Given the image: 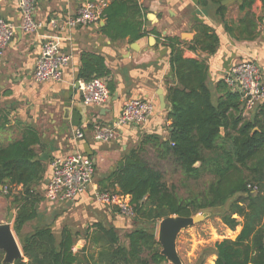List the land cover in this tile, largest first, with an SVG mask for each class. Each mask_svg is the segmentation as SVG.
I'll return each instance as SVG.
<instances>
[{
  "label": "trees",
  "instance_id": "16d2710c",
  "mask_svg": "<svg viewBox=\"0 0 264 264\" xmlns=\"http://www.w3.org/2000/svg\"><path fill=\"white\" fill-rule=\"evenodd\" d=\"M221 1L210 0L218 14L224 12ZM144 14L136 0H111L102 11L101 31L112 39L136 38L144 34L136 17ZM198 28L195 41L209 39L206 48L213 50L216 35L206 25ZM155 34L170 51L168 137L144 134L98 182L100 189L130 196L135 226L121 237L113 225L101 222L82 232L66 223L55 232L44 223L37 205L44 200L47 159L42 155L47 151L37 129L27 125L19 138H0V185L10 187L4 196L15 210L12 230L23 255L12 264H170L160 254L154 226L166 216L203 211L239 230L234 238L204 248L193 264H204L207 255H214V264H264V100L243 115L239 93L221 78L213 102L205 61L184 57L179 36ZM108 74L102 56L82 53L78 79L108 80ZM107 87L112 90L110 81ZM9 122L0 107V135L8 133ZM81 238L87 245L76 250ZM2 258L0 250V264H10Z\"/></svg>",
  "mask_w": 264,
  "mask_h": 264
},
{
  "label": "crops",
  "instance_id": "0c3cea01",
  "mask_svg": "<svg viewBox=\"0 0 264 264\" xmlns=\"http://www.w3.org/2000/svg\"><path fill=\"white\" fill-rule=\"evenodd\" d=\"M85 1L37 0L35 17L43 22L50 18L62 20L75 14ZM110 1L106 0L107 4ZM136 1L145 8L142 18L136 17L143 22L144 34L136 38L126 36L112 39L101 31V26L105 24L103 19L73 29L46 26L34 34H26L20 30V13L16 1L0 0V17L15 25V35L0 63V107L6 108L10 120L8 133L0 135V138H19L22 128L27 125L37 129L47 151L44 152L47 154V170L41 184L42 194L50 178V160L54 155L80 151L91 158L94 162L92 183L99 187L98 182L137 146L144 134L154 133L164 139L168 137L171 120L167 118L170 107L166 100V87L172 83L169 82L172 78L170 51L161 44V37L155 33L179 36L184 57L205 61L213 102L218 96L216 81L239 61L254 59L264 83V0H228L226 3L222 0L221 4L225 6L223 14L216 12V5L210 0L205 4L201 0ZM200 25L208 26L216 35L213 50L206 48L209 39L201 43L195 41ZM48 37H54L60 49L70 54L71 59L60 82L38 83L33 80L32 71L42 43ZM83 52L102 56L109 70L107 81L112 83L113 88L109 91L110 100L105 105H86L82 102L77 89V74ZM160 89L165 101L164 109L159 106ZM133 97L154 103L155 110L151 117L136 127H119L116 137L108 143L95 141V122L111 123L123 103ZM76 128L83 130V138H73L72 133ZM37 208L44 223L58 219L60 223L61 216L64 217L66 212L73 209L82 219V230L75 228L79 224L77 217H73V222H70L72 214H69L66 220L80 232L95 222L112 224L116 229L130 227L114 209L96 203L91 189L74 203L52 204L43 200ZM11 209L9 199L0 193V223L5 221ZM238 230L232 232L229 238H234ZM81 240V246L76 243L77 249L87 245L83 238Z\"/></svg>",
  "mask_w": 264,
  "mask_h": 264
},
{
  "label": "built area",
  "instance_id": "2783aa9c",
  "mask_svg": "<svg viewBox=\"0 0 264 264\" xmlns=\"http://www.w3.org/2000/svg\"><path fill=\"white\" fill-rule=\"evenodd\" d=\"M20 13V30L26 34H34L46 26L55 29L58 26L73 29L95 24L101 21L106 0H86L75 14L62 20L50 18L43 22L35 17L37 0H15ZM15 35V25L0 17V63L5 50ZM71 55L62 51L54 37L45 39L40 54L34 64L32 77L35 82H60ZM222 79L240 95L242 114L247 115L255 105L264 99V83L257 62L254 59L239 61L223 75ZM77 89L81 93L82 102L86 105L102 106L109 102L110 92L106 78L77 80ZM155 110L151 100L133 97L126 100L116 118L108 124L96 123L93 127V139L100 143H108L116 137L119 127L125 125L138 126L146 122ZM72 136L78 140L84 132L80 128L73 130ZM94 162L80 151L66 155H54L50 160V178L43 189L45 202L52 204L74 203L76 199L91 189L93 199L99 205L114 209L124 221H131L135 211L130 196L113 189H100L93 185ZM0 193L9 191L8 185H0Z\"/></svg>",
  "mask_w": 264,
  "mask_h": 264
},
{
  "label": "rangeland",
  "instance_id": "374dc122",
  "mask_svg": "<svg viewBox=\"0 0 264 264\" xmlns=\"http://www.w3.org/2000/svg\"><path fill=\"white\" fill-rule=\"evenodd\" d=\"M65 214L66 215H64V217L61 216L60 223H59V219L51 223L53 230L55 232H58L60 227L66 222L69 226L74 228L75 225H71L70 222H73V217H77L79 224H76L75 228L81 231L83 227L82 224H80L82 222V219L79 218L80 215L73 209L70 212H66ZM69 214H72L70 215L71 217V220H69L70 222L66 220L68 219ZM198 215H202L203 218L200 221L195 222L194 224L181 230L177 236L176 249L183 264H193L197 260L198 256L200 255V253L203 251L204 248L212 246L213 243L217 240H220L224 237H229V235H233L232 232L235 233V231L238 229L237 228L235 231H231L230 229L225 227L220 222L218 215H216L214 212L203 211L198 213ZM135 221H136L135 219L131 221H125V223L128 224V226L130 227L126 229L125 228L117 229L121 237L127 231V229L129 230L133 228V226H135ZM107 225H112V224H107ZM154 227L157 233L158 223ZM82 243L83 241L81 239L77 241V244H79L80 246L82 245ZM74 247L77 250V245H75ZM213 258L214 255H207L204 264H213Z\"/></svg>",
  "mask_w": 264,
  "mask_h": 264
},
{
  "label": "water",
  "instance_id": "95a60500",
  "mask_svg": "<svg viewBox=\"0 0 264 264\" xmlns=\"http://www.w3.org/2000/svg\"><path fill=\"white\" fill-rule=\"evenodd\" d=\"M227 1L224 0L223 2L226 3ZM161 91L160 89L158 92L159 106L161 109H164L165 101ZM42 156L47 159V154L44 153ZM14 213L15 210L11 209L5 221L0 223V250L3 251V263L12 264L16 259L23 256L19 242L12 230ZM202 218L203 216L198 215V213L192 216L170 215L162 218L158 222L157 240L161 245L160 254L170 264H183L176 249V240L179 232L195 222L200 221Z\"/></svg>",
  "mask_w": 264,
  "mask_h": 264
}]
</instances>
